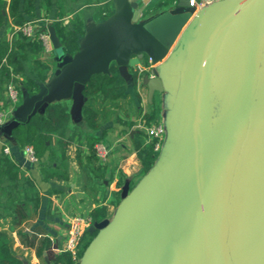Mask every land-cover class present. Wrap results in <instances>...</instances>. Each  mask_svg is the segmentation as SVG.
I'll list each match as a JSON object with an SVG mask.
<instances>
[{"label":"water","instance_id":"obj_1","mask_svg":"<svg viewBox=\"0 0 264 264\" xmlns=\"http://www.w3.org/2000/svg\"><path fill=\"white\" fill-rule=\"evenodd\" d=\"M140 1L115 0L114 15L104 22L89 25L76 54L56 56L54 78L34 95L22 97V104L8 131L29 121L46 105L56 101H71L72 108L81 111L86 103V86L94 75L109 73L112 64L125 80L129 78L130 70L145 69L139 76H143L141 83L147 88L151 103L156 94L168 89L167 78L176 72V65L188 44L182 61L183 76L171 112L168 149L160 166L162 176L151 172L142 180L126 198L113 223L105 219L88 229L90 235L98 236L87 249L81 264H154L157 252L163 251L173 232L185 263L190 264L175 217L176 187L192 255L191 264H226L219 204L222 174L223 171L226 174L231 147L239 137L257 74L264 42V0H225L194 19V8L189 7V0H179L170 10L148 20H143ZM254 18L256 22L251 25ZM239 29H243V35L229 93L218 121L211 125L216 64L226 40ZM48 33L54 50H61L55 28H49ZM247 40V60L237 106L229 107ZM237 118L241 121L228 146L218 178L217 213L212 209L207 149L210 137L223 133ZM239 220L240 253L257 264H264V124Z\"/></svg>","mask_w":264,"mask_h":264},{"label":"crops","instance_id":"obj_2","mask_svg":"<svg viewBox=\"0 0 264 264\" xmlns=\"http://www.w3.org/2000/svg\"><path fill=\"white\" fill-rule=\"evenodd\" d=\"M178 1L141 0L140 10L144 16L148 13V19H152L170 10ZM83 2L84 0H53L51 10L47 12L37 1L33 21L47 32L55 24L60 27L70 24V27L80 22L85 33L90 24L104 22L106 17H111L116 12L115 0H104L91 6H85ZM13 28L11 22L2 28L0 45L4 41L16 43L20 40ZM83 37H78L79 45ZM18 54H26L27 58L21 62L23 74L12 75L14 79H29L44 86L54 78L56 56L32 54L29 50H18ZM129 72L124 95L127 101H121L127 102L124 117L119 115L121 123L107 121L96 133L111 152L108 163L104 166L91 156L85 140V136L91 131L82 121L81 111L72 108L71 101L68 102L71 106L72 123L66 132V138L74 139L69 141L64 154L58 150L56 140L53 139L52 151H48L38 163H30L23 149L0 133V148H10L8 157L19 168L20 177L33 185L32 188L20 187L17 190L24 200L22 204L18 198L15 204L10 203L11 209H4L0 205V233L7 234L13 255L23 264H57V257L63 254L57 250L64 246L70 218L91 217L95 209L102 208L103 220H111L115 213L118 215L128 194L142 182L138 176L142 166L133 137L138 131V122L149 113L152 102L148 101L147 88L141 82L137 88L141 103L138 102L133 87L134 71ZM7 85L4 80L0 82V103L5 101ZM144 101L148 108L144 107ZM126 123H132L133 126L128 127ZM53 151L54 154L51 155Z\"/></svg>","mask_w":264,"mask_h":264},{"label":"trees","instance_id":"obj_3","mask_svg":"<svg viewBox=\"0 0 264 264\" xmlns=\"http://www.w3.org/2000/svg\"><path fill=\"white\" fill-rule=\"evenodd\" d=\"M37 1L40 7L44 8L47 12L51 10L53 0H0V31L5 26L9 25L10 22L13 26H23L25 23L34 22L33 18L36 15L35 9ZM70 1L78 2V0ZM103 1L104 0H87L85 4L91 6ZM54 27L62 44V53L66 55L76 54L80 48L78 37L85 35L81 28V23L78 22L75 24L72 31L69 30L68 27H60L59 24H55ZM242 35L243 29L241 38ZM19 37L20 40L16 43L4 41L0 45V82L3 80L8 84L13 82L17 86L21 97H23L26 94L34 95L39 91L41 85L29 79L19 81L12 77V75L23 74L21 62L25 61L27 58L26 54H18V50H23V52L29 50L32 54H41L43 53V47L40 43L29 41L21 34H19ZM10 68H12V71ZM132 79L137 100L141 103V97L137 92L139 84V73L137 71L132 73ZM126 90L127 81L120 75L115 64L111 65L109 73L94 75L84 90L86 103L81 110V114L82 121L91 131V133L85 136V140L93 158H96L95 145L101 142V139L96 135L101 126L110 120L121 123L118 113H115L114 118H110L108 114L114 109L113 107H115L118 102L123 101ZM155 103V99H153L151 106L153 107ZM98 104L102 105V110L97 109L99 106ZM140 112L142 111L140 110ZM143 118L147 125L161 119L157 117L156 110L145 114ZM71 123V106L67 100H61L46 105L29 121L21 123L9 132L8 129L10 125H12L11 121L7 126L1 129L0 133L2 137L10 139L15 145L22 149L26 146L33 147L37 158L41 159L48 151H52L51 145L53 139L56 140V147L58 150L64 154L65 147L69 144V141L74 139L66 138V132ZM126 125H128V127L133 126L132 123H126ZM133 140L135 150L142 166L138 176L140 179L144 180L151 174L157 154L154 153L152 145H147L145 143V135L142 131H136ZM52 154H54V151L51 152V155ZM32 186L29 180L20 177L19 168L4 154V147L1 146L0 205H2V208L7 210L11 209L10 205L15 204L14 202L18 200V198L22 204L24 200L21 196V192L17 190H19L20 187L28 189L32 188ZM91 218L94 223L102 221L104 219L103 209H95ZM95 236H97V234L90 235L88 231L85 232L80 244L81 257L85 255ZM56 263L74 264L69 253H63L57 257ZM0 264H23L13 255L10 247V240L6 233H0Z\"/></svg>","mask_w":264,"mask_h":264},{"label":"rangeland","instance_id":"obj_4","mask_svg":"<svg viewBox=\"0 0 264 264\" xmlns=\"http://www.w3.org/2000/svg\"><path fill=\"white\" fill-rule=\"evenodd\" d=\"M84 0L83 4L86 5ZM102 16V15H101ZM106 17L105 19H108ZM143 20H148V13H145ZM69 30H73L74 25L68 26ZM188 27L185 28L177 46L180 44L183 36L185 35ZM242 29H239L234 34H232L223 45L220 52L214 77L212 83V104L210 109V124L214 125L226 103V99L231 86L233 74L235 71L236 59L239 49V44L241 40ZM188 44L185 46V51L182 53L180 63L176 65L178 67L176 72H172L167 78L168 89L162 94H156L155 105L151 107L149 113L153 110L157 111V117L161 118L167 127L166 145L164 151L161 155H157L156 160L152 167V172L158 176H162L160 172L161 162L164 158L165 152L168 149V139L170 136L169 125L171 121V112L173 105L177 99L180 82L183 76L182 61L185 58L186 49ZM62 53V50H54L49 55L50 57L58 56ZM147 64V63H146ZM148 66V64L146 65ZM143 76H139V82L142 81ZM145 99V96H144ZM20 100L22 103V97L20 95ZM146 100V99H145ZM127 101V100H123ZM126 103L118 102L114 109L110 111L108 116L114 118L115 113L122 115L124 117L126 110ZM144 107L148 108L146 101L143 102ZM99 105V104H98ZM102 105H99L97 109H101ZM264 42L259 55L258 69L251 92L247 111L245 118L243 119V124L239 132V137L235 144L231 147V156L228 163L226 174L224 171L222 174V192L220 196V207H221V219H222V231H223V251L225 256L226 264H257L251 261L247 257L240 253V247L238 245L240 238V216L243 206L244 197L248 188L249 180L251 177L252 165L255 160V156L258 152L262 128L264 124ZM102 110V109H101ZM141 121L138 122V124ZM131 195L128 194V196ZM169 201L171 197L169 196ZM171 214V213H170ZM173 217V214L171 215ZM117 218L116 213L110 220L113 223ZM98 236V235H97ZM97 236L92 239L91 244L96 240ZM155 256L154 264H186L184 260L183 253L179 248L176 241V236L167 238V244L165 245L162 252H157Z\"/></svg>","mask_w":264,"mask_h":264},{"label":"built area","instance_id":"obj_5","mask_svg":"<svg viewBox=\"0 0 264 264\" xmlns=\"http://www.w3.org/2000/svg\"><path fill=\"white\" fill-rule=\"evenodd\" d=\"M225 0H189V7L194 8L192 19L198 17L200 13L213 5ZM17 34L31 42L40 43L43 47V53L50 55L53 52V45L47 31L41 30L36 22L25 23L23 26H13ZM142 69L140 70V73ZM21 105L20 93L17 86L11 82L5 87V101L0 103V129L7 126L14 117L17 108ZM137 130L142 131L145 135V143L152 145L154 153L161 155L166 145L167 127L166 123L159 119L150 125H147L144 118L137 125ZM24 154L30 163H38L35 150L31 146L23 148ZM96 158L103 166L108 163L111 155L110 150L99 142L95 145ZM4 154L10 155V148L4 147ZM94 224L91 217L75 216L69 219L66 239L62 249L57 250L59 253H69L74 264H81L83 257L80 256V244L85 232Z\"/></svg>","mask_w":264,"mask_h":264},{"label":"bare ground","instance_id":"obj_6","mask_svg":"<svg viewBox=\"0 0 264 264\" xmlns=\"http://www.w3.org/2000/svg\"><path fill=\"white\" fill-rule=\"evenodd\" d=\"M254 22H256V18L252 20L251 25H253ZM248 43L249 41L247 40L244 50H243V54L239 62L237 72H236L235 80H234L230 98L228 101L229 107L237 106L238 89H239L241 79L245 73ZM240 121H241V118L234 119L223 133L210 137V145L207 149V160H208V167H209L208 176L210 180L211 200L213 202L212 209L217 213H218V202H217L218 200V196H217L218 178L220 176V172L222 169L224 156L227 152L228 146L231 143L235 132L238 129ZM174 192H175V197H176L175 217L179 225L181 237L184 241V246L186 249L189 262L191 264L192 255H191V250H190L189 243H188V236L186 235V231L184 227L182 207L179 201V193L177 192V187L174 189Z\"/></svg>","mask_w":264,"mask_h":264}]
</instances>
